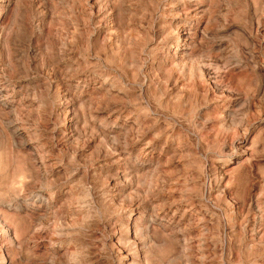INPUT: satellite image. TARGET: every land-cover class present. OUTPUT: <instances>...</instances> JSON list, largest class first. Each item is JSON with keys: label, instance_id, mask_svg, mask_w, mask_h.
Returning <instances> with one entry per match:
<instances>
[{"label": "rangeland", "instance_id": "374dc122", "mask_svg": "<svg viewBox=\"0 0 264 264\" xmlns=\"http://www.w3.org/2000/svg\"><path fill=\"white\" fill-rule=\"evenodd\" d=\"M0 264H264V0H0Z\"/></svg>", "mask_w": 264, "mask_h": 264}]
</instances>
